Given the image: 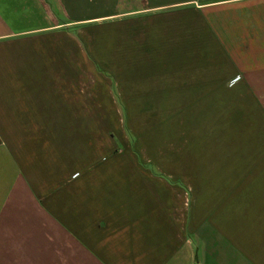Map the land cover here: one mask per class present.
<instances>
[{
    "label": "crops",
    "instance_id": "obj_1",
    "mask_svg": "<svg viewBox=\"0 0 264 264\" xmlns=\"http://www.w3.org/2000/svg\"><path fill=\"white\" fill-rule=\"evenodd\" d=\"M0 264H264V0H0Z\"/></svg>",
    "mask_w": 264,
    "mask_h": 264
},
{
    "label": "rangeland",
    "instance_id": "obj_2",
    "mask_svg": "<svg viewBox=\"0 0 264 264\" xmlns=\"http://www.w3.org/2000/svg\"><path fill=\"white\" fill-rule=\"evenodd\" d=\"M118 101H115L114 102V109H115V111H113V113H115V117H112L111 119H112V121H113V123H117V124H122V125H124V124H127L130 120H132V123L133 124H139V118H136V117H128V118H126V117H121L120 116V113H119V111H118ZM142 119V118H141ZM144 120H148L149 118H143ZM150 120V119H149ZM145 124L146 122H141V124ZM163 123V122H162ZM165 123H166V121H165ZM129 124V123H128ZM124 132H125V135L127 136V139H128V141H132L131 140V134H129L128 132H126V130H124ZM141 135V134H140ZM151 135V134H150ZM144 142V141H143ZM149 142V144H147V143H143V147H144V149L142 150V155H143V153H144V155L145 154H147V153H151V147H152V145H151V143H150V141H148ZM129 143V142H128ZM143 169H145V170H147V171H149V172H151V168H150V166L148 165V164H144V166L142 167Z\"/></svg>",
    "mask_w": 264,
    "mask_h": 264
}]
</instances>
